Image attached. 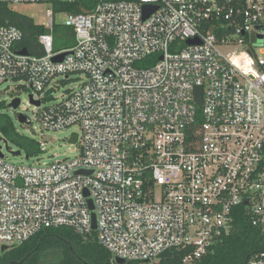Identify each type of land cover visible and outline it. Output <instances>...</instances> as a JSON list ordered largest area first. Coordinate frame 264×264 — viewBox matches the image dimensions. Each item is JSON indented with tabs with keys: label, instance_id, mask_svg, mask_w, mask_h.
Wrapping results in <instances>:
<instances>
[{
	"label": "built area",
	"instance_id": "2783aa9c",
	"mask_svg": "<svg viewBox=\"0 0 264 264\" xmlns=\"http://www.w3.org/2000/svg\"><path fill=\"white\" fill-rule=\"evenodd\" d=\"M146 5L156 11L144 19ZM54 16L37 37L40 54L21 29L0 26V86L31 88L42 130L80 126L81 154L24 166L0 148V257L66 227L96 232L114 260L159 264L164 251L185 249L193 264L240 211L264 229V0H98L89 13H67L75 45L61 51ZM75 75L79 86L44 106L54 80Z\"/></svg>",
	"mask_w": 264,
	"mask_h": 264
},
{
	"label": "trees",
	"instance_id": "16d2710c",
	"mask_svg": "<svg viewBox=\"0 0 264 264\" xmlns=\"http://www.w3.org/2000/svg\"><path fill=\"white\" fill-rule=\"evenodd\" d=\"M97 3L98 0H78L73 4L55 3L54 9L57 12L83 14L91 12ZM11 6L0 3V26L13 25L21 29L25 34L26 48L31 53L40 54L37 49V37L49 30L43 25H35ZM54 37L57 51L70 49L75 45L74 32L70 27L55 25ZM158 61L159 56L155 55L145 59L139 66H151ZM2 110L3 106L0 104V135L6 144L13 143L20 150L26 151L27 157L38 156L41 151L40 144L34 139L20 135L12 119L2 113ZM186 253L185 249H175L171 259L161 260L159 264H184ZM263 254L264 229L253 227L240 211L231 230L213 245L207 255L193 264H250L259 261ZM0 264L118 263L100 244L96 232L81 236L70 228L61 227L44 229L30 240L5 250L0 257ZM124 264L141 263L126 261Z\"/></svg>",
	"mask_w": 264,
	"mask_h": 264
},
{
	"label": "rangeland",
	"instance_id": "374dc122",
	"mask_svg": "<svg viewBox=\"0 0 264 264\" xmlns=\"http://www.w3.org/2000/svg\"><path fill=\"white\" fill-rule=\"evenodd\" d=\"M11 7L17 13L27 17L35 25H47L49 21V10L55 13V25H64L67 18L66 12H57L54 9V3L13 4ZM262 57L264 58V56ZM81 81L78 75L72 76L69 81L62 77L56 78L52 83L54 87V90H52L53 98L44 100V106L55 104L64 94H68L71 90L76 89ZM24 85L16 81L4 83L0 86V104L3 106L2 113L12 119L20 135L38 142L41 151L38 156L27 157L26 151L20 150L13 143H9L7 148L5 139L0 135V147L6 160L15 165L28 166L51 164L79 157L81 154L80 144H72L70 143V139L73 134H82L80 126L73 125L58 131L42 130L40 122L38 121L40 109H37V106L31 103L30 95L32 94V90L30 87ZM15 98L21 99V105L16 110L10 107L12 100ZM20 114L27 117L26 124L20 123L18 118ZM17 151H21V155L17 156L13 154Z\"/></svg>",
	"mask_w": 264,
	"mask_h": 264
},
{
	"label": "water",
	"instance_id": "95a60500",
	"mask_svg": "<svg viewBox=\"0 0 264 264\" xmlns=\"http://www.w3.org/2000/svg\"><path fill=\"white\" fill-rule=\"evenodd\" d=\"M155 11H156V7H154V6H148V5L144 6V19L148 18ZM262 41H263V39L260 38V42H262ZM196 43H199V41L197 39L188 40V44H196ZM21 53L27 55L29 52L27 50H23ZM67 54L68 53H63V54L57 56L55 58V61H62ZM160 59L162 60L163 59V56H161ZM195 95H196V102L199 105H202V96H203V89H202V87L196 88ZM30 101H31V103L33 105H36V106H40V104H41L40 101H35L33 99V96L32 95H30ZM20 105H21V99L15 98V99L12 100V102L10 104V107L16 110V109H18V107ZM18 118H19L20 123H22V124H26L27 123V117L25 115L20 114ZM78 141H79V135L78 134H73L71 136L70 143L77 144ZM7 148H8V145H7ZM13 154L14 155H17V156L18 155H21V151L14 152ZM2 156H3V154H2ZM77 174H91V172L79 171V172H77ZM85 195L86 196H89V192L86 191L85 192ZM88 204H89L90 210L93 211L94 210L93 201L92 200H88ZM92 229L93 230H96L97 229V222H96V215H95V213H92ZM173 254L174 253L172 251L167 250V251H164L163 253H161L160 256H159V258L161 260L171 259L173 257ZM115 262L118 263V264H124L126 261L123 260V259L117 258V259H115Z\"/></svg>",
	"mask_w": 264,
	"mask_h": 264
}]
</instances>
